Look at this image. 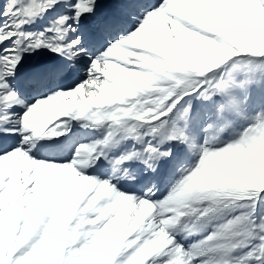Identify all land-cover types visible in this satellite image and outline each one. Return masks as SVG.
<instances>
[{
  "label": "snow or ice",
  "instance_id": "1",
  "mask_svg": "<svg viewBox=\"0 0 264 264\" xmlns=\"http://www.w3.org/2000/svg\"><path fill=\"white\" fill-rule=\"evenodd\" d=\"M0 264H264V0H0Z\"/></svg>",
  "mask_w": 264,
  "mask_h": 264
}]
</instances>
